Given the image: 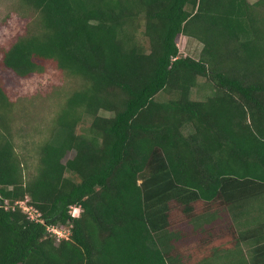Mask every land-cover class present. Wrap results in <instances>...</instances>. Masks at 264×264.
<instances>
[{
	"label": "trees",
	"instance_id": "16d2710c",
	"mask_svg": "<svg viewBox=\"0 0 264 264\" xmlns=\"http://www.w3.org/2000/svg\"><path fill=\"white\" fill-rule=\"evenodd\" d=\"M21 2L2 66L74 86L31 173L0 82V264H264V0Z\"/></svg>",
	"mask_w": 264,
	"mask_h": 264
},
{
	"label": "rangeland",
	"instance_id": "374dc122",
	"mask_svg": "<svg viewBox=\"0 0 264 264\" xmlns=\"http://www.w3.org/2000/svg\"><path fill=\"white\" fill-rule=\"evenodd\" d=\"M31 16L32 12L23 6L21 0H0V82L13 103L11 113L7 115V125L18 153L31 163L30 171L34 173L39 145L50 137L52 119L61 109L66 94L72 91L74 82L50 63L46 64L47 68L42 73L24 79L16 77L2 66L5 51L19 37L26 35ZM178 46L181 56H191L197 60L201 58L203 45L195 38L181 36ZM213 94V87L204 86L202 90H194L192 97L201 101ZM101 115L109 116L104 111ZM74 156L75 153L70 152L67 159ZM78 214L79 210H73V215ZM63 234L64 237L68 236V232ZM198 242L192 240L184 243L183 247L198 254Z\"/></svg>",
	"mask_w": 264,
	"mask_h": 264
},
{
	"label": "built area",
	"instance_id": "2783aa9c",
	"mask_svg": "<svg viewBox=\"0 0 264 264\" xmlns=\"http://www.w3.org/2000/svg\"><path fill=\"white\" fill-rule=\"evenodd\" d=\"M20 205H21V207L23 208V210L25 212L29 213V215H30V217L32 219H37V218L39 219L40 214L37 211H35L34 208H32L31 206H28L26 204V202H22V203H20ZM74 210H78V209H74ZM72 213H73V211H72ZM73 216H77V215H73ZM53 232H55L56 234H58L59 237H64V234H63V232L61 230L59 232V230H56L55 229V230H53Z\"/></svg>",
	"mask_w": 264,
	"mask_h": 264
}]
</instances>
